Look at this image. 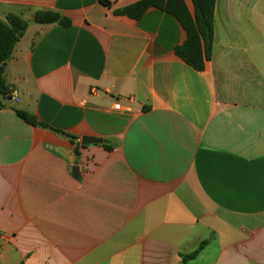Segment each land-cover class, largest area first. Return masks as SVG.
Returning <instances> with one entry per match:
<instances>
[{"label": "crops", "instance_id": "0c3cea01", "mask_svg": "<svg viewBox=\"0 0 264 264\" xmlns=\"http://www.w3.org/2000/svg\"><path fill=\"white\" fill-rule=\"evenodd\" d=\"M106 1L0 0L28 22L0 109V264H182L204 242L187 264H264V0H217L201 72L172 15Z\"/></svg>", "mask_w": 264, "mask_h": 264}, {"label": "trees", "instance_id": "16d2710c", "mask_svg": "<svg viewBox=\"0 0 264 264\" xmlns=\"http://www.w3.org/2000/svg\"><path fill=\"white\" fill-rule=\"evenodd\" d=\"M194 12L191 13L185 0H140L134 4L115 11L118 16H127L134 20H140L152 8L160 9L172 15L181 25L186 34L182 45L175 48V54L196 71H204L206 63L211 61L215 42V9L217 0H191ZM105 6L110 2L101 0ZM35 19L41 25L59 24L65 27L71 26L70 19L62 16L54 10H37ZM28 28V22L21 17L9 14L6 20L0 18V109L4 108V101L11 99L10 89L7 85L5 74L7 64L15 51L16 44L20 41ZM18 116L26 123L33 126L46 127L39 123L38 119L26 112L16 110ZM74 141L75 138L71 137ZM79 145L75 148L78 155ZM105 148L111 150L108 145ZM204 242L196 251L185 255L182 264L196 259L204 248Z\"/></svg>", "mask_w": 264, "mask_h": 264}, {"label": "water", "instance_id": "95a60500", "mask_svg": "<svg viewBox=\"0 0 264 264\" xmlns=\"http://www.w3.org/2000/svg\"><path fill=\"white\" fill-rule=\"evenodd\" d=\"M8 64H5V67H7ZM8 74H5V77L7 78ZM107 140L105 139H101V138H94V137H84L81 140V144L83 146H88V145H103L106 144ZM73 175L75 176V178H80V172H79V167H74L73 168Z\"/></svg>", "mask_w": 264, "mask_h": 264}, {"label": "built area", "instance_id": "2783aa9c", "mask_svg": "<svg viewBox=\"0 0 264 264\" xmlns=\"http://www.w3.org/2000/svg\"><path fill=\"white\" fill-rule=\"evenodd\" d=\"M97 92H98L97 89H92V90L90 91V96H94V95H96ZM15 100H16L17 102L20 101V99H19L18 97H16ZM114 109H115V110H122V104H121L120 102H118L117 104H115Z\"/></svg>", "mask_w": 264, "mask_h": 264}, {"label": "rangeland", "instance_id": "374dc122", "mask_svg": "<svg viewBox=\"0 0 264 264\" xmlns=\"http://www.w3.org/2000/svg\"><path fill=\"white\" fill-rule=\"evenodd\" d=\"M8 81H9V82L12 81L11 76H10V78L8 79ZM6 101L9 102V103L15 104L16 106H19V105L16 104L15 102H11L10 99H9V100H6ZM20 106H21V105H20Z\"/></svg>", "mask_w": 264, "mask_h": 264}]
</instances>
